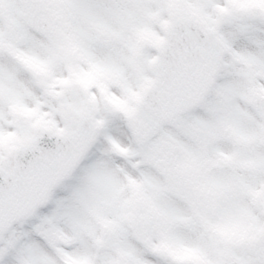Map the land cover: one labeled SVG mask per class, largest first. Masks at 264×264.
I'll list each match as a JSON object with an SVG mask.
<instances>
[{
  "label": "snow or ice",
  "instance_id": "obj_1",
  "mask_svg": "<svg viewBox=\"0 0 264 264\" xmlns=\"http://www.w3.org/2000/svg\"><path fill=\"white\" fill-rule=\"evenodd\" d=\"M185 3L190 8L177 9V31L192 57L203 55L227 70L217 86L232 97L234 108L254 86L256 113L264 116V0ZM159 7L161 18L168 19L164 0ZM217 11L228 27H217ZM29 21L21 12L13 18L11 32L0 23V44L7 43L8 49L0 53V264H113L115 257L96 250L99 223L129 253V264H137L129 245L138 246L124 220L131 193L126 180L142 189L132 169L139 155L134 145L126 147L127 128L111 115L135 110L131 99L115 94L114 84L132 96L140 90L141 72L145 78L154 76L147 69L150 53L139 68L134 66V33L143 27L137 0H47L44 7L31 5ZM139 115L155 124L147 113ZM95 123L104 124L112 148L131 153L130 158L108 154L105 144L92 148L77 174L90 171L95 195L77 179L52 191L51 202L39 206L76 161ZM99 149L106 153L102 158ZM259 167L257 181L245 183L260 198L255 203L247 197L222 198L210 221L221 235L249 246L241 256L244 264H264V214L256 210L264 209V154ZM73 188L79 204L68 198ZM53 234L55 242L49 243ZM170 240L176 264L211 259L197 239L172 235ZM138 255L140 264H163L142 250Z\"/></svg>",
  "mask_w": 264,
  "mask_h": 264
},
{
  "label": "rangeland",
  "instance_id": "obj_2",
  "mask_svg": "<svg viewBox=\"0 0 264 264\" xmlns=\"http://www.w3.org/2000/svg\"><path fill=\"white\" fill-rule=\"evenodd\" d=\"M46 3L47 0H43L44 6ZM137 3L143 27L138 32L134 33V36L138 41V49L134 59V66L139 68V61L142 60L145 55L150 53L151 60L147 65V69L154 73V76L145 78L141 72L140 90L137 94L132 96H129V94L117 84H114L113 88L115 89V94H119V96L125 100L131 99L135 104L134 112H136L142 122L146 123L148 126L143 134V137L137 139L131 134L123 117L124 111L116 110L117 113L112 114V116L119 118L127 128L130 142L129 145H126V147L134 145L139 155V159L132 165V169L136 173L134 179L139 182L142 189L137 185L128 184L126 180V184L131 188V193L127 200L128 211L125 216L124 223L130 240L134 242L135 246H138L137 248L130 244L129 249L131 252H138V250H142V248L137 244L135 230L137 226L138 234L139 228H141L142 224L147 223V219L144 221L140 219L138 222L136 220L134 222L133 220L135 219V216H138V218L142 215L146 216L144 210L147 208V205L145 204L147 200L145 199L150 195L159 196L162 192H166L167 196L165 198L171 201L167 202L171 203V205H166L169 210V214L165 222H162V232L160 231V233L164 236V239L169 241L171 244L170 236L172 235L181 239H191L194 235V239L199 240L202 246L204 245L203 247L206 252H214L212 256L208 255V257L211 258L209 260L211 261L210 264H215L217 261L216 259L219 258L221 253L231 252L239 256L241 253L243 254L244 249L249 246L244 243H237L234 239H230L228 236L221 235L215 230L210 221L217 215L221 199L233 196L229 192L225 193V190L228 191L234 187V182L235 184L239 183V185H244L240 187L241 189L236 193V197H247L253 203L260 198V193L249 188L245 183V181H257L260 173L259 164L261 162V155L264 154V131L262 130L263 132H259V128L260 130L264 128V116L256 113L255 104L252 102L251 97H248L251 92H255V88L250 84L248 95L242 96L238 101V107L234 108L232 105V97L227 95L224 90L217 86L218 80L227 78V70L221 67L215 86L211 89L206 99L200 105L196 106L187 113L180 115L170 123L158 122L156 118L150 115V113H148L144 108L142 101L144 89L147 83L151 82L159 75L158 67L161 62L160 44L164 40L167 25L175 19H179V15L177 13L178 8L183 7L189 9L190 6L185 3V0H164L166 8L163 12L169 17L165 20L161 18L162 10L159 7L161 0H137ZM28 7L29 6L27 4L22 3V0H0V9L4 10L3 14L0 12V23H2L4 27L11 32L13 18L19 16L21 12H23L25 19V13L27 12ZM52 19H56V17H52ZM122 19L125 23H132V21L127 18ZM248 19H253V17L249 16ZM215 24L217 27L229 26L224 15L219 11H217ZM201 25L207 27L206 24H203V22H201ZM7 50V43L0 44V53H5ZM255 94L256 93H254L253 96ZM230 110L232 112H236L239 119H242L241 117H243L244 113V118L247 119V126H250L251 123L253 125H258V137L259 139L261 138L259 145L253 144L255 149L258 148L259 150L256 157H247L245 155V161L242 162H251L249 164L250 166L245 168V165H243L245 169L238 167L235 171L232 170L233 168L231 167L232 161H226L223 154L226 151L227 125L231 123V121L227 120V115L229 117L231 115ZM140 113H147L153 118L155 124L152 125L147 123L140 117ZM105 127L106 126L104 124L98 123V133L88 152L98 145L105 144L108 145V154L119 155L124 159H129L131 153L117 152L112 148L111 138L108 137ZM252 138L255 137L253 136ZM164 140H169L176 144V167L187 175H189L190 171L193 170L194 175L197 176V178H194V193L186 189L182 190L174 186V184L169 180H165L162 177L155 150L157 145ZM247 149L248 152L252 151L251 146L247 147ZM98 151L101 158L106 154L102 149H99ZM88 152L83 161L87 159ZM256 173L258 174L257 178L255 177ZM128 175L131 176L132 174L128 173ZM230 178L232 182H229ZM77 179L79 180L80 185L87 189L89 195H95V185L92 182L90 171L87 168L82 169L78 174L76 169L70 177H68L52 191L60 189L63 184L71 185ZM215 187L216 191L221 189L220 191H223L224 193L217 195L214 193L211 194L213 200L216 201L213 207L209 204L208 198L204 196L205 192L201 193L200 190H211L212 192L215 191ZM261 188H264V185H261ZM139 193L144 196V200L136 202L138 200ZM208 194H210V192ZM183 196L186 197L185 200L189 201V204L191 205L190 211L193 212L192 216H194V223L196 225L194 228H191L192 232L183 228L185 223L179 222L181 220L180 211H182L183 208L181 209L180 206L172 203V201L177 202V200ZM68 198L75 204L80 203L79 193L74 188L69 189ZM197 201L204 203L203 210L205 211L201 213L205 216V218H203L204 221H197V219H195V215L198 213V208L196 206ZM50 202L51 194L47 203ZM137 203L139 204L138 209ZM184 206L186 205L184 204ZM256 210L257 212L264 214V209L257 208ZM161 211L163 213L166 212L164 209H161ZM148 223L149 229L150 227L152 228L154 224L150 221ZM158 225L159 224H156V227ZM200 226L203 229H206L209 234H204L203 232L198 231V227ZM98 227L100 235L95 239L94 244L97 252H105L99 247L101 234H103L102 230H105L106 239L110 237L112 232L110 228H105V224L103 223H99ZM150 236L151 235H149L148 238H145V241H147L146 245L148 246L147 250L148 252H158L157 250L159 249L156 248L157 246L155 244L154 245L156 247L153 245V241ZM55 239L56 236L53 234V236L49 238V243H54ZM162 242L164 241H161V243ZM106 246L111 245L106 243ZM112 251L125 252V250L119 246L118 242L116 243V248L114 250L112 249L107 252ZM142 252L145 251L142 250ZM159 252L163 251L159 250ZM0 259H2V255H0ZM120 264H129V257L125 253L120 260Z\"/></svg>",
  "mask_w": 264,
  "mask_h": 264
},
{
  "label": "water",
  "instance_id": "obj_3",
  "mask_svg": "<svg viewBox=\"0 0 264 264\" xmlns=\"http://www.w3.org/2000/svg\"><path fill=\"white\" fill-rule=\"evenodd\" d=\"M177 28L178 22L168 27L166 39L161 49V74L157 80L148 85L145 93L146 107L161 120H171L197 105L214 84L220 68V66L210 64L203 55L199 60H195L180 39ZM169 53L172 58H169ZM128 122L133 132L139 135L142 126L135 116H128ZM96 129V124H93L91 136L86 141L84 149L53 188L74 171L94 140ZM157 152L160 164L163 166V173L169 175V161L174 154V146L169 142H162L158 146ZM48 197L39 206L45 204ZM221 264L241 263L233 257H228L222 260Z\"/></svg>",
  "mask_w": 264,
  "mask_h": 264
},
{
  "label": "flooded vegetation",
  "instance_id": "obj_4",
  "mask_svg": "<svg viewBox=\"0 0 264 264\" xmlns=\"http://www.w3.org/2000/svg\"><path fill=\"white\" fill-rule=\"evenodd\" d=\"M30 7H31V5H29L27 12L25 13V17L27 20L29 19V16H30ZM3 11L4 10L0 9L1 14H3ZM193 179H194V175L192 173H190V175L187 176L181 170L177 169L174 165L173 170H172V174H171V178L169 179V181L172 182L174 184V186H176L182 190L186 189V190H189V191L194 193L195 192V190H194L195 186L191 182ZM150 190H152V189H150ZM173 195H174V193H173ZM156 198L159 199L161 197H156ZM185 198L186 197L183 196V197H180L179 200L181 203L185 204L187 207H190L191 205L189 204V201L185 200ZM173 203H178V202H173ZM178 206H180V205H178ZM196 206H197L199 212H203V209H204V203L203 202L197 201ZM180 208L182 209L181 206H180ZM197 216L200 220L203 219L201 214H198ZM148 231H149V224H142L141 228H139V233H138L139 235H138L137 234L138 230H137V226H136L135 237L138 236V237H140V239L143 242H146L145 238L149 237ZM102 233L103 234H101V238H100V248H101V250H103L105 252H98V253H100L102 256L103 255H111V256L115 257L113 264H120V260H121L124 253L129 257L128 252H113V251L107 252L109 250H112V249L114 250L116 248L117 241L114 238L112 233L108 239L105 238V230H102ZM106 243L110 244L111 246H106ZM133 253H137V255H135L133 257V259L137 261V264H140L138 252H133ZM143 254L147 255V256H151L157 260H160L163 262V264H176L177 258L175 255H177V252H171V253L170 252H143ZM207 254L209 256H212V254H214V252H207ZM210 263H211V261L208 260L207 264H210Z\"/></svg>",
  "mask_w": 264,
  "mask_h": 264
}]
</instances>
